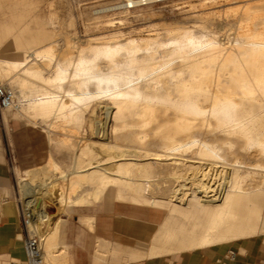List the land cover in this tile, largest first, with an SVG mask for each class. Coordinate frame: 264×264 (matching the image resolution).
<instances>
[{
	"label": "bare ground",
	"instance_id": "6f19581e",
	"mask_svg": "<svg viewBox=\"0 0 264 264\" xmlns=\"http://www.w3.org/2000/svg\"><path fill=\"white\" fill-rule=\"evenodd\" d=\"M125 1L130 5L141 0ZM229 12L238 14V25L228 48L212 38L167 29L173 34L167 43L149 34L124 41L88 38L74 56L64 51L61 62H52L50 43L23 49L19 58L0 57V77L17 85L13 90L3 86L14 97L6 109H16L34 124L37 118L48 120L47 130L81 126L85 107L91 114L101 110L106 123L97 139L79 137L75 159L60 162L49 152L41 165L22 170L38 180L26 181L17 174L25 203L43 209L46 196L56 207L50 216L44 210L46 227L37 229L39 250L25 264H68L66 247L58 242L60 220L100 203L109 189L114 201L164 212L145 243L107 242L95 236L92 264L150 260L264 232V0L245 2ZM10 31L5 26L4 32ZM93 121L89 118L86 128ZM199 133L211 141L197 139ZM47 137L51 142L54 136ZM59 140L73 143L66 137ZM151 140L159 151L144 147ZM194 145L205 157L234 156L240 150L255 160L234 158L232 167L221 168L224 174L216 183L215 169L208 175L198 165L168 156ZM133 160L140 164L139 178L134 177ZM185 168L196 171L193 189ZM155 174L168 183L155 181ZM78 222L92 233L95 214L79 212Z\"/></svg>",
	"mask_w": 264,
	"mask_h": 264
},
{
	"label": "rangeland",
	"instance_id": "374dc122",
	"mask_svg": "<svg viewBox=\"0 0 264 264\" xmlns=\"http://www.w3.org/2000/svg\"><path fill=\"white\" fill-rule=\"evenodd\" d=\"M231 1L208 0L207 2L201 3V0H141L140 2L128 5L125 0H3L0 3V57L19 58L21 55L20 52H22L23 49L29 52V50L31 51L40 45L50 43L53 45L52 50L54 52V59H52V62H56L60 61L61 54L67 49H69L72 52V56H74L77 48L84 45L88 38L95 41L96 38L103 36L105 40L110 38L109 40L124 41L128 37L138 38L149 34L155 36L159 40L158 42L167 43L171 40V35H173L167 33V29L174 31L180 30V32L184 30L185 32L191 33V35L193 34V36H202L201 40L212 38L218 41L223 48H228L234 42L238 25L236 22L238 14L229 12V8H234L245 2H253L256 0H245L244 2L243 0H240V2L239 0ZM105 20H110L112 22L111 25H106ZM5 26H11V31L8 34L4 32ZM169 45L170 44L165 47L169 48ZM162 48L163 47H159L157 54ZM43 73L45 75L51 74V72L46 69H43ZM12 83L0 77V86H7L11 90L17 89L16 83ZM64 86H67V84L65 83ZM83 112L86 116L82 114L84 116V122L81 126L74 125L75 127L71 129L65 128L61 130L56 128V131L52 130L55 128L51 130L46 129V127H48V120L41 122V120L37 118L34 124L27 121V118L23 117L16 109L4 108L0 110V117L1 115L2 117H11L6 121L0 118V161L2 162L0 166L3 170V173L0 174V183H6L8 186L10 185L13 201H22L23 199L18 175L23 176L24 170L27 172L28 168L32 169L36 165H41L47 158L46 155L49 152L56 160L60 162H69L76 158L74 153L81 141L79 137L87 136L91 139H97V133H103L105 129L104 125H106L103 112L94 109V112L91 114L88 107H85ZM89 118L94 119V121L91 128L89 127L88 129V127L86 128V122ZM83 127L85 128L82 130ZM26 128L32 130L34 137L37 138L36 150L39 152L40 160L30 166L22 167L20 161L14 159V153L20 149H24L25 144L29 145L28 141L24 144V141H22V138L19 136ZM92 128L93 130H91ZM94 130L97 131L96 134H91ZM2 133H5V135H2ZM48 134L49 136L51 135V137L54 136V140L52 139L51 142H47L49 141L47 139ZM63 137L69 138L73 143L68 144L64 141H60L59 139ZM196 138L200 140L206 139L208 141L212 139V137L201 133L197 134ZM153 142L151 140V142H148L144 147L149 151H159V147ZM196 148L197 145H194L188 150H179L168 156L173 157L172 159L179 163L185 162L186 164L191 163L192 165H198L207 170V174L215 169L214 175L212 174L214 177L212 180L216 183L220 182V176L224 174L222 170H227V167H232L234 158L247 163L255 160L253 154L247 155L244 151L240 150L236 151L234 156L227 154L228 156L225 155L224 158L205 157L197 154L195 152ZM134 153H136L135 150L132 154ZM173 155H175V157ZM172 159L170 158V161ZM133 162L135 161L133 160L130 162L134 169L133 174H135V176H133L139 178L142 176L140 164L138 163V165ZM135 168L138 170H135ZM22 170L24 172H22ZM155 171V173H157L158 170L155 169ZM184 172L185 174H183L188 176L190 182L187 183V185L190 186L191 183L194 184V172H196L194 168H185ZM27 174V177L24 175L26 181H31V179L38 180V177H30V172ZM157 174L163 175L162 173ZM197 174L198 173H196V175ZM218 174L219 177H217ZM159 175L155 174V177L153 176L155 181L167 184L168 182L164 181L166 179ZM158 177L159 179L157 180L156 178ZM171 182L175 183L170 180L169 184H171ZM192 184L190 188L193 189L194 185ZM3 196L5 197L4 199L7 198L6 194L0 193V200H3L1 198ZM46 198V196L43 197V208H45L47 214L50 216L56 212V207ZM82 211L93 212L95 218L100 215H112L116 213L134 214L136 217L144 218L148 222L150 232L156 227L157 216L164 212L163 209H153L131 203L114 201L113 191L109 189L106 191L100 203L84 208V210L71 211L70 216L64 214V217L67 218L65 238L66 226L69 223L72 225H68L67 229L69 230V234L67 235L68 239L72 243L70 244L69 252L71 254L72 250L76 251L77 257L80 260L77 264H88L89 262L87 251L83 248L84 244L87 243L88 240L90 241L89 235L87 231L80 229L78 226V213ZM45 227L46 225H44L43 229ZM70 231H72V234ZM75 231L78 236L76 235V237H73L72 235ZM95 241L96 240L90 241L91 247ZM134 243L135 241L128 244ZM0 259L2 261L8 260L5 257H0ZM23 259L26 262V256ZM168 259L171 261L170 264H181L179 256L167 258L166 262H168ZM153 261L155 262L153 263ZM126 264H162V262L160 259H150Z\"/></svg>",
	"mask_w": 264,
	"mask_h": 264
},
{
	"label": "crops",
	"instance_id": "0c3cea01",
	"mask_svg": "<svg viewBox=\"0 0 264 264\" xmlns=\"http://www.w3.org/2000/svg\"><path fill=\"white\" fill-rule=\"evenodd\" d=\"M3 120H8L11 117H1ZM5 135V133H2ZM24 144L28 141L29 145L25 144L24 149H20L14 153V159L20 161L22 167H27L40 160L39 152L36 150L37 138L34 137L32 130L26 128L20 135ZM1 151V149H0ZM1 154V152H0ZM0 163H2L0 161ZM3 173L0 166V174ZM2 177V176H1ZM4 178V177H2ZM0 193L6 194L7 198L1 197L2 204L0 205V257L13 259L19 264H25L24 248H23V229L17 215V209L12 200L13 194L10 185L0 183ZM66 219H61L58 228V242L65 245L67 251V263L77 264L80 261L75 250L69 252L71 241L68 239V225H65ZM72 226V225H70ZM80 229H84L78 222ZM157 226V224H156ZM156 228V227H155ZM150 232L148 222L144 218L136 217L129 213H116L112 215H100L95 218L94 230L91 233L87 231L90 241H94L95 236H99L106 241H119L122 243H145L154 232ZM72 234V231H70ZM76 232V231H75ZM72 235L76 237L77 232ZM78 236V235H77ZM71 237V236H70ZM112 238V239H109ZM88 240L83 248L89 256L88 264H92L90 254L94 249L95 242L90 245ZM233 251L234 256L230 258L229 252ZM72 256V257H71ZM179 256L181 264H264V233L238 239L229 243H223L213 246H204L199 249H191L184 252H179L171 256H163L151 259H162V264L167 258ZM143 261V260H142ZM140 262V261H139ZM155 261H153L154 263ZM130 263V262H129ZM171 261L165 264H170ZM124 264V263H118ZM126 264V263H125Z\"/></svg>",
	"mask_w": 264,
	"mask_h": 264
},
{
	"label": "built area",
	"instance_id": "2783aa9c",
	"mask_svg": "<svg viewBox=\"0 0 264 264\" xmlns=\"http://www.w3.org/2000/svg\"><path fill=\"white\" fill-rule=\"evenodd\" d=\"M13 99L14 97L12 92L3 86H0V110L10 106L13 103ZM2 203L3 202L0 201V205ZM14 203L17 209L19 221L23 229V244L26 261H31L32 259H35L39 250V236L37 229L39 227V229L42 230L44 225H46V222L43 219L45 208H36L32 202L25 203L23 199L22 201L15 200ZM45 213H47L46 210ZM229 256L230 258L233 257L234 252L230 251ZM7 263L18 264V262L13 259H8Z\"/></svg>",
	"mask_w": 264,
	"mask_h": 264
}]
</instances>
